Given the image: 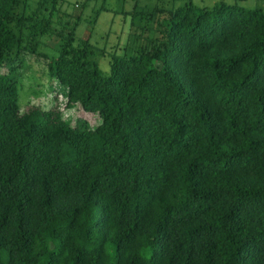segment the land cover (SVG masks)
<instances>
[{"label":"trees","instance_id":"trees-1","mask_svg":"<svg viewBox=\"0 0 264 264\" xmlns=\"http://www.w3.org/2000/svg\"><path fill=\"white\" fill-rule=\"evenodd\" d=\"M20 2L0 0V67L35 52ZM165 12L107 76L73 33L48 62L95 127L21 110L0 70V264H264V12Z\"/></svg>","mask_w":264,"mask_h":264},{"label":"rangeland","instance_id":"rangeland-1","mask_svg":"<svg viewBox=\"0 0 264 264\" xmlns=\"http://www.w3.org/2000/svg\"><path fill=\"white\" fill-rule=\"evenodd\" d=\"M186 2L206 8L218 2L236 3L243 8H261L264 12V0H58L52 9L53 0H26V6L21 0L14 10L16 19L21 18L26 35L30 26L33 27L31 31L37 45L34 53L21 50L18 55L5 57L11 76L18 82L19 107L26 110L27 105H34L47 110L55 103L62 118L70 117L73 121L80 118L95 127L100 122L98 116L84 113L80 108L71 110L65 107V87L47 74L48 62L57 57L61 43L71 33L74 43L88 39L96 49L93 56L100 73L107 76L111 54L132 53L129 50L136 44L135 34H140L146 27L149 31L142 33L154 36L155 18L160 20L165 11ZM153 9L162 11H155L147 20ZM42 20H48L49 25ZM41 27L43 33H40ZM26 45L30 47L29 43ZM6 66L0 70L5 71Z\"/></svg>","mask_w":264,"mask_h":264}]
</instances>
